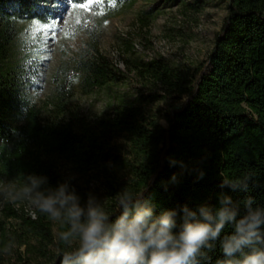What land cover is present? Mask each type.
I'll list each match as a JSON object with an SVG mask.
<instances>
[{
	"label": "trees",
	"instance_id": "1",
	"mask_svg": "<svg viewBox=\"0 0 264 264\" xmlns=\"http://www.w3.org/2000/svg\"><path fill=\"white\" fill-rule=\"evenodd\" d=\"M70 1L88 5L84 10L99 23L87 28L88 52L77 63L82 91L135 79L138 104L121 100L111 113L88 122L67 109L69 92L58 88L56 110L43 119L26 91L28 81L18 68L4 65L19 23L49 22L53 14L46 0H0V176L18 192L30 174L46 176L50 186L69 180L81 203L92 193L108 212L124 187L151 197L156 213L183 204L215 207L220 193L234 202L252 196L264 206V0H229L227 17L202 63L179 67L163 58L132 60L127 65L132 79L101 55L98 28L137 0ZM207 1L196 0L185 9L200 13ZM157 102L167 104L161 117L143 107ZM173 174L175 183L170 182ZM84 177L103 179L105 192L84 189L78 180ZM245 177H250L246 192L221 187L224 180ZM4 211L20 221L22 233H15L20 246L33 249L45 264H61L68 246L59 234L66 225L55 221V237L46 213L38 210L32 219L9 203ZM9 247L3 231L0 263Z\"/></svg>",
	"mask_w": 264,
	"mask_h": 264
},
{
	"label": "rangeland",
	"instance_id": "2",
	"mask_svg": "<svg viewBox=\"0 0 264 264\" xmlns=\"http://www.w3.org/2000/svg\"><path fill=\"white\" fill-rule=\"evenodd\" d=\"M53 18L49 22L29 21L18 25V36L10 48L4 68H18L27 80V93L42 110V118L52 114L57 107L58 88L68 93L67 109L88 122L105 117L121 101H134L138 96L133 82L111 83L89 93L80 87L81 76L77 63L87 54L89 36L98 20L94 15L70 0H46ZM196 0H137L126 6L118 15L99 25L98 49L120 73L133 77L127 69L128 62H148L163 58L175 66L191 67L202 63L214 47L228 14L229 0H208L200 13L185 9ZM68 5L67 8L65 5ZM151 12L152 14H147ZM147 93V92H146ZM143 107L161 117L166 102L145 104ZM165 125L164 121H160ZM80 185L100 194L106 190L103 179L78 178ZM16 186L0 176V235L10 238V247L0 264H45V259L34 250L20 246L15 233L21 235L20 221L8 217L4 211L9 203L16 210L24 209L34 219L39 210L33 206ZM54 235L58 236L57 223Z\"/></svg>",
	"mask_w": 264,
	"mask_h": 264
},
{
	"label": "clouds",
	"instance_id": "3",
	"mask_svg": "<svg viewBox=\"0 0 264 264\" xmlns=\"http://www.w3.org/2000/svg\"><path fill=\"white\" fill-rule=\"evenodd\" d=\"M177 163L185 167L169 160ZM249 178L224 180L221 187L246 192ZM19 195L67 226L59 234L68 246L61 264H264V206L252 196L234 202L220 193L215 207L183 204L156 213L151 197L124 187L108 212L92 193L81 203L69 180L50 186L46 176L34 174L25 177Z\"/></svg>",
	"mask_w": 264,
	"mask_h": 264
},
{
	"label": "snow or ice",
	"instance_id": "4",
	"mask_svg": "<svg viewBox=\"0 0 264 264\" xmlns=\"http://www.w3.org/2000/svg\"><path fill=\"white\" fill-rule=\"evenodd\" d=\"M89 3H91V0H89ZM67 6H68V5L66 4L65 7L67 8ZM72 6H73V7H79V8H81V9H84V8L87 7L88 5L83 4V3H82V4H75V3H73Z\"/></svg>",
	"mask_w": 264,
	"mask_h": 264
},
{
	"label": "built area",
	"instance_id": "5",
	"mask_svg": "<svg viewBox=\"0 0 264 264\" xmlns=\"http://www.w3.org/2000/svg\"><path fill=\"white\" fill-rule=\"evenodd\" d=\"M33 217H35V216H33Z\"/></svg>",
	"mask_w": 264,
	"mask_h": 264
}]
</instances>
